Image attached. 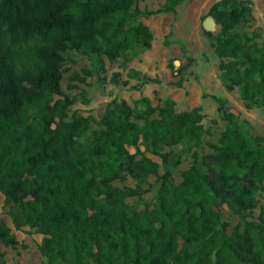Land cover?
<instances>
[{
  "label": "trees",
  "instance_id": "1",
  "mask_svg": "<svg viewBox=\"0 0 264 264\" xmlns=\"http://www.w3.org/2000/svg\"><path fill=\"white\" fill-rule=\"evenodd\" d=\"M138 1L0 0V193L11 223L43 236L42 264H264V220H247L264 183V139L242 132L222 102L225 128L212 152L194 153L178 185L164 178L152 209L137 210L126 202L137 191L113 186L157 171L127 148L164 157L165 148L200 144L197 110L177 113L170 100L154 108L143 99L142 112L112 103L96 131L90 117L63 122L72 103L60 98L70 52L95 58L91 70L72 77L84 83L105 71L102 56L115 61L134 45L150 46L149 29L128 20ZM207 16L220 28L205 35L226 88L264 108V47L256 32H240L252 20L248 3L219 0ZM110 82L118 84L119 73ZM220 205L242 224L230 235ZM0 242L18 244L2 219ZM0 264H7L1 253Z\"/></svg>",
  "mask_w": 264,
  "mask_h": 264
},
{
  "label": "rangeland",
  "instance_id": "2",
  "mask_svg": "<svg viewBox=\"0 0 264 264\" xmlns=\"http://www.w3.org/2000/svg\"><path fill=\"white\" fill-rule=\"evenodd\" d=\"M219 0H141L131 10L128 20L131 24L146 26L152 41L148 48L132 46L115 61L102 56L105 71L87 77L84 83L72 80L83 69H92L94 57L87 58L70 52L62 70L61 99L72 103L66 111L63 122L68 123L74 116L90 117L94 122L90 132L99 130L96 122L105 114L112 103L126 102L132 109L142 112L147 104L158 107L164 101L174 103L177 113L197 110L202 115L204 135L200 144L182 143L165 148L161 154L153 155L144 146L138 150L128 147L129 153H136L137 159L149 158L158 165L155 174L143 180L126 177L113 182L118 189L131 188L139 196L126 202L137 210L152 209L163 179L173 186L182 182V174L189 169L193 154L199 156L212 152L210 145L217 142L225 128V121L219 110L220 103L239 122L242 132L248 137L264 139V108L258 104H246L239 89L228 90L219 69L220 59L214 52L212 40L205 32L216 36L219 32L212 18L207 16L210 7ZM249 5L252 20L240 32L259 35L257 43L264 47V0H242ZM126 57V58H125ZM131 71L138 73L133 76ZM113 73H119L120 82H110ZM126 83V84H123ZM59 97H55L58 99ZM156 114L153 116L155 117ZM141 124V121H137ZM89 132V133H90ZM264 147V144H263ZM256 207L247 220H264V183L255 193ZM221 224L227 235L242 226L239 217L226 205L216 208ZM0 219L11 229L18 244L6 247L0 242V253L7 264H42L44 259L39 247L43 236L28 227L16 230L4 205L0 193Z\"/></svg>",
  "mask_w": 264,
  "mask_h": 264
}]
</instances>
